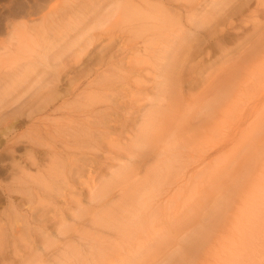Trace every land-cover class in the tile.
<instances>
[{
    "label": "bare ground",
    "instance_id": "6f19581e",
    "mask_svg": "<svg viewBox=\"0 0 264 264\" xmlns=\"http://www.w3.org/2000/svg\"><path fill=\"white\" fill-rule=\"evenodd\" d=\"M180 1L185 3L184 15L171 7L172 12L167 13L164 7L156 4L143 9L131 0H115L114 5L105 14H100L89 29H83L86 22H77V35L72 40L67 39V35L63 33L53 38L42 37L44 44H38L40 51H36L26 64L18 65V69L5 74L9 77L3 86L0 85V106L17 95L20 97L23 92L21 89L28 87L27 81L37 68L38 88L35 93L23 98L17 112L34 118L31 112L35 108V111L54 110L58 101V83L64 76L58 73V66L65 52H68V56L72 48L79 44L80 56L89 51L95 38L92 31L108 20L106 14L113 16L117 13L118 20L125 22L138 20V32L150 33L157 43L153 52L157 53L156 69L153 70L156 72L152 76L156 78L154 88L157 92L154 91L158 94L151 98L155 97L154 104L148 101L150 106L147 105L149 110L146 111L150 115V109H153L152 113L155 114L150 117L148 115L147 119L146 116L143 117V123V120H139L141 124L138 123L137 128L135 126L133 133L125 128L130 123H127L129 116L138 109L135 104L139 100L134 94L142 92L135 87L137 85L128 81L122 92V97L126 98L122 103H118L117 99L102 100L106 103L105 106L86 110L82 108L83 118L79 117L73 125L57 124L55 129L64 130H61L62 143L67 140L70 142V138L74 137H64L67 129L78 133L71 145H68V149L72 150L73 147L75 150L67 153L62 148V153H67L68 157L64 156L63 164L59 160L60 167H63L59 169L63 177H59L63 184L72 179L88 187L80 190L94 203L102 202L106 206L111 201L108 209L93 214L87 220L92 227L99 226L112 231V247H124V243L128 245L127 250L134 248L138 252L140 249L148 250L150 246L145 243L156 240L159 247L154 258L149 259L151 262L147 261L149 264H264V204H252L253 207L248 205L251 200H246V194L243 193L249 187L243 190L244 207L240 209L242 214L246 211V220L237 219L231 225V220L228 221L233 208L230 204V184L237 182L232 178L233 171L236 168L250 171L249 168L256 166L259 161L257 157L264 155V0H257L256 7L251 11L248 9L250 0H208L210 8L204 12L199 8L198 0ZM57 8L58 5L51 4L52 11L49 12L55 13ZM234 17L242 22L243 17L250 21V25L244 23L249 26L250 35L246 34L247 38L242 35L248 39L249 45L238 51L236 56H229V53L219 56L224 57V64L212 68L214 61L209 54L217 45L216 36L222 39L234 28L237 33L247 29L242 25H233ZM79 23L82 25L78 26ZM82 40L85 43H80ZM197 55L202 56V59L199 65H192L190 62ZM191 71L194 73H190ZM202 72L205 73L204 76ZM188 73L194 75L189 80L193 83L190 87H194L196 83L201 84L194 93L189 89L184 93L182 89V81ZM132 74L126 72L124 80ZM91 84L93 80L88 83ZM40 87L42 89L38 91ZM87 90L88 88L83 87L76 95L88 97L89 103L86 104L89 106L102 98L100 92L89 93ZM131 93L134 94L130 95ZM32 107L34 108L30 110ZM69 142L66 144H70ZM36 144L40 146L37 155L41 160L46 156H51V159L60 157H56L59 153L55 146L43 141ZM234 145L236 148H233ZM32 153L30 152L29 157L34 165L35 154L33 151ZM111 160L117 161L115 168L114 165L112 167ZM56 165L58 164L53 166ZM53 166L48 168L41 161L39 165L36 164L38 177L34 178L29 171L24 174L27 180L23 182L28 185L26 193L30 197L34 196H31L34 193L30 186L33 183L44 193V190L47 191L57 181L55 171L59 166ZM101 168L113 169L111 173L109 170V178L104 177L100 172ZM255 175L258 176L257 173ZM202 187L212 189L211 195L208 193L203 197L198 196L197 191ZM52 191L54 190L49 193ZM190 192L192 194L189 195ZM257 194L261 195V192L257 191ZM113 196L117 201L112 202ZM184 198L187 202L185 207L172 208L174 203ZM203 206L207 208L206 211ZM201 207L205 211L204 214L202 212L203 216L199 213ZM50 208H53V217H56L59 212L54 210L55 207ZM188 209L193 214H190L192 218L189 216V220H186ZM79 211L84 215L83 211ZM241 226L242 230L239 231ZM89 230L90 233L97 231L96 228ZM145 237L146 241L142 243V238ZM95 247L93 250L96 254L102 256L103 250ZM148 256L146 255L150 258ZM108 260L106 259L107 263L111 262ZM20 261L18 264H40ZM115 261L118 263L120 260Z\"/></svg>",
    "mask_w": 264,
    "mask_h": 264
},
{
    "label": "rangeland",
    "instance_id": "374dc122",
    "mask_svg": "<svg viewBox=\"0 0 264 264\" xmlns=\"http://www.w3.org/2000/svg\"><path fill=\"white\" fill-rule=\"evenodd\" d=\"M114 1L115 0H0V85L3 86L5 80L9 77L5 75L6 73L15 71L18 69V65L26 64L32 56H34L36 51H40L41 48L38 44H44V41H41L42 37L53 38L63 33L67 35V39L70 38V40H72L77 35L75 31L77 22H86L83 29L87 27L89 29L94 21L99 18L100 14H105L108 9L114 5ZM131 1L136 6L142 7L143 9H147L148 5L152 6V4H156L161 6V8L164 7L167 13L172 12L169 7L176 9L181 15L186 13V7L183 6L185 3L180 0ZM250 1L249 11L256 7L257 0ZM198 2V6L202 8V12L210 8L208 0H198ZM51 4L58 5L55 13L49 12L52 11L50 9ZM95 13H97L96 16ZM254 14L251 15L253 16ZM106 15H108V20L102 24L100 28L93 29L92 31L95 34V38L92 41V46L89 47V51L80 56L78 48L81 44H79L74 47V49L72 48L68 56L67 51L64 55L62 54L63 56L61 55L63 60L58 66V73L64 76L61 77V82L58 83L59 89L56 91L58 94V101H56L54 110L41 109L35 111V108L31 112L34 118L17 112L19 111L17 108L20 107L19 105L23 98L35 93V89L38 88L39 73H37V68L34 69L31 79L27 81L28 87L25 86L21 89L23 92L20 97L17 95L16 98H13L10 102L1 105L2 107L0 106V264H18L20 260H25V262L23 261L24 263L27 261V263H29V261L32 263L33 261L40 264H110L113 262L115 264H149V262H151L150 260L154 258L157 253L159 246L157 241L155 240V242L153 239L149 241L151 245L145 243L148 244L147 246H150L148 250L140 249L138 252L134 248L127 250L126 247L128 245L124 243H122L124 247H121V245L112 247V245H114L112 242V240L114 241L112 231L101 229L99 226L92 227L93 225L87 220L93 214H97L103 211V209H108L109 202L111 201H109L106 206H104L105 204H102V202L94 203L92 202L93 200L90 201V198L80 190L88 187H84V185H80L76 183V180H74L76 181L74 182L72 179L63 184L61 179L63 174L59 173L61 168H63L60 166L64 156L67 155L68 157L67 153L75 150L73 147L72 150L71 148L68 149V145H71L72 139L77 136L76 134L78 133L67 129V134L65 133L64 137L66 136L67 139L71 136L74 137L70 138V142L64 138L65 141L67 140L66 142L70 144H66V142L62 143L61 136L64 130L55 129L57 124L61 123L60 125L62 126L65 123L66 125H73L74 121L79 117L83 118L84 115L82 111L98 106H105L104 104L106 103L102 102V100H107L109 98L117 99L118 103H122V101L126 99L122 97V92L126 89L125 85L129 81L131 84L133 83L132 85H137L135 87L144 93L140 92L141 95L140 93L130 94L136 95L135 97L139 100L135 104L136 107H134H138V109L143 107L142 110L136 109L137 112L135 108L133 109L135 113L130 115V120L127 121V123L130 122V125L125 122V124L128 125H126L125 128L127 127L126 129L133 133L137 126H139V120H143L141 122L143 123L144 120L148 118L149 112L146 113V111L149 109L147 105L150 106V104H154L155 100L153 99H155L158 94L156 93L157 90L154 85L156 78L154 79L152 76V74L155 75L154 73L156 71L153 70L156 69L155 63L157 61V53H153L157 47L154 38L150 33L138 32V20L125 22L118 20L117 13L113 16L111 14ZM261 17L262 16H260V18ZM246 19L248 18L243 17L242 20L245 21ZM232 21L233 25H242V27H247V29H245L244 32L238 31L239 33H237L234 28L230 30V32H227L222 39L216 36L218 41L217 45L209 54L210 59L214 61L211 64L212 68H217L219 65V67H221L224 64V62H222L224 61V57L219 56H224L225 53H229V56H232V54L236 56L238 51H242L249 45L248 39L246 40L242 35L246 38V34L250 35L251 30H249L250 28L248 26L251 24L250 21L246 20L248 22H242L239 18L235 19V17L232 18ZM244 23L249 24L247 25ZM80 25H82V23L78 24V26ZM80 43H85V41L82 40ZM145 49L147 50L144 51ZM78 59L79 61L77 62ZM201 59L202 56L197 55L190 63L192 65L198 63L199 65ZM137 70H139V72ZM126 72L133 74L127 80H124V74ZM65 73L67 75H65ZM190 73L194 72L191 71ZM96 75L99 76L97 77ZM204 75L205 73L202 72V76ZM193 76V74L188 73L183 79L182 89L184 93L188 89L190 92L194 93L200 88V83H196L194 87H190L193 83L189 80L194 78ZM92 80L93 84L88 85ZM83 87L88 88L86 92L89 93L97 91L96 93L98 94L100 92L102 98L99 101H94L93 104L89 106L86 104L89 103L88 97L84 96L81 98L76 95ZM40 89H42V87H40L38 91H40ZM153 96L155 97L151 99ZM63 100L65 101L62 103ZM148 101L151 103L149 104ZM39 106H41V103ZM33 108L34 107L30 110ZM82 108H84V110ZM151 110L153 111V109H150V111ZM152 111L151 114H155L154 112L152 113ZM140 113L147 115L143 116ZM145 116L146 118L144 119L143 117ZM112 135L114 136L115 134L112 133ZM39 139L40 141L50 144V146H55L54 148L59 153L56 157L59 155L60 157H58V159L55 157H53L55 159H51V156L49 158L46 156L44 160H41L40 156L38 157L37 155L40 146L36 143L40 142ZM65 144L67 146L63 147ZM262 146H264V143H262ZM62 148L65 149V151ZM233 148H236V146L234 145ZM29 151L31 154H33L32 151L34 152L35 157H33L35 158L36 164L38 163L39 165V163L43 161L48 168L50 167L49 165L53 163V165L58 164L56 166L60 167L56 168L57 171H55L57 181H55L47 191L44 190V193L41 192L39 187L36 188L37 185L34 183L30 185L33 189L32 193L34 194L31 195H34L33 197H30V194L26 193L28 185L26 183V185L24 184L27 180L24 174L29 171L35 178V176L38 177L39 170L36 164L33 165L31 163L29 157L31 154ZM62 151L67 153L65 154L63 152V154ZM257 158L259 161L256 166L253 165L251 169L249 168L250 171H240L238 168L233 171L232 178L237 180V184L239 181L240 183L237 185L236 183L233 184L230 182V195L232 199L230 204L233 208L230 215L231 218H228V221L231 220L229 221V225H231L232 222H236L237 219L246 220L247 218L246 211L244 214L240 212V209L244 207V203L242 202L244 196L242 197V193L246 187L249 188L246 192L244 191L243 194H246V200H251L248 205L264 204V155ZM246 159H244L245 162H248ZM251 161H253V159ZM251 161H249L250 164L252 163ZM64 162L66 163V161ZM110 163L112 167L114 165L113 168H115L117 161L111 160ZM53 165H51V167ZM237 165L239 166V161ZM55 167L53 166V168ZM109 170L111 173L113 169L101 168L100 172L103 173L105 178H109ZM57 173H59V175ZM255 173H257L258 176H256ZM60 175L61 178L59 177ZM234 175H236V177H234ZM235 179L232 180L236 181ZM52 189L54 191L49 193ZM257 191H260L261 195H258ZM211 192L212 189L202 187L197 191V195L203 197L208 193L211 195ZM190 194L192 193L190 192L189 195ZM113 197L114 198L111 199L112 202L117 201L116 197ZM28 198L31 199L29 200ZM52 204L54 206H52ZM186 205L187 202L184 198V200L174 203L172 208H183ZM254 205H252V207ZM50 206L55 207L54 210L57 209V212H59L56 217H53V208L51 209ZM206 207H208V205ZM206 207L204 208L205 211L207 210ZM202 209V207L199 209V213H201L200 216H203L205 212L202 211ZM79 210H81V212L83 211L84 215H82ZM169 211H171V209ZM189 211L188 209V218L186 217V220H189V216L192 218L190 214H193V212ZM89 228L92 230L96 228L97 231L95 233H90L91 231ZM241 230L242 226L239 228V231ZM145 241L146 237L142 238V243ZM95 246L99 247L100 251L103 250L101 252L102 256L106 253L104 259L102 256H98L100 254L97 253V255L96 251L93 250V248H96ZM112 249L115 251L114 253H112ZM104 251L106 252L104 253ZM139 253L142 255H139ZM146 255L151 256L147 258ZM109 256H112V259L109 258L111 262L107 263L106 259L108 260ZM141 258L143 259L141 260ZM117 259L120 260L118 263L115 261Z\"/></svg>",
    "mask_w": 264,
    "mask_h": 264
}]
</instances>
